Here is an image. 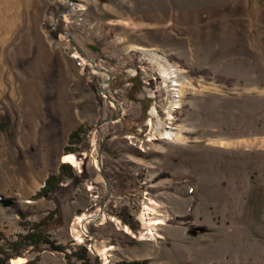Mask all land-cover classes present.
<instances>
[{"label":"rangeland","instance_id":"obj_1","mask_svg":"<svg viewBox=\"0 0 264 264\" xmlns=\"http://www.w3.org/2000/svg\"><path fill=\"white\" fill-rule=\"evenodd\" d=\"M151 52L188 77L177 109ZM62 163L86 174L45 231L65 250L4 264H264V0H0V245L56 208Z\"/></svg>","mask_w":264,"mask_h":264},{"label":"trees","instance_id":"obj_2","mask_svg":"<svg viewBox=\"0 0 264 264\" xmlns=\"http://www.w3.org/2000/svg\"><path fill=\"white\" fill-rule=\"evenodd\" d=\"M78 137L79 131L76 130L71 133L69 143L74 144L76 141L80 142L81 138ZM69 150L76 152V150L72 148H69ZM85 175L86 174L84 171L81 175H78L75 172V169L70 164L62 163L60 165L59 173H52L48 177L39 195L45 196L48 199H53L56 203V208L52 211H49L46 218H44L45 220L34 224L33 228H31L28 233L19 235L17 240L10 242L7 245H0V264L6 263L8 259L12 257V255H21L23 253V249L27 248L28 246H34L35 248L39 249L42 244L47 243L48 245H50L51 248L55 250H65L64 246L56 245L54 242L50 241L45 231L47 230V226H49V223L55 216L61 217L62 215L60 194L63 195L70 191L71 187L74 186L75 183L79 184V182L83 177H85ZM66 179H71V184L62 185V182ZM17 211L18 213H20V215L24 217L27 215L25 212H22L19 208H17ZM9 246H12V248L14 249L13 254L7 251L9 249ZM66 255L69 261H72L71 264H75V262L77 261H80V264H92V262L87 258L86 250L81 253H66ZM73 257L75 258V261H73ZM35 262L36 261H28L27 264H35Z\"/></svg>","mask_w":264,"mask_h":264},{"label":"bare ground","instance_id":"obj_3","mask_svg":"<svg viewBox=\"0 0 264 264\" xmlns=\"http://www.w3.org/2000/svg\"><path fill=\"white\" fill-rule=\"evenodd\" d=\"M84 6V5H82ZM150 54V52H149ZM155 57H158L160 59H164L166 63V67L163 69L164 72V76L166 80H169L171 82L172 85V90L174 92V101L173 104H176L175 106H173V104L170 107V110H172V107L176 108L178 106V104H180V95H181V91H182V87H183V81H181L180 79L184 80L183 77L185 78V80H187V75L181 71L174 63H172L171 61H169L166 58L161 57L160 55L156 54V53H152ZM171 113V111H170ZM152 114L156 115L157 111L155 108L152 109ZM157 131L162 134L163 138L169 139V140H183V136L181 133V130L178 127L175 126H167L164 122H159V125L156 127ZM220 145H225L227 143L225 142H220ZM95 150V145H93V151ZM64 161H68L71 162L75 165H78L80 162L78 160V158L76 157L75 154H68L64 156ZM147 209H150L151 211H149V214H153V210L149 207H147ZM91 215L89 214H83L81 216L78 217V222H81L82 220H84L85 218H89ZM142 219L145 221V225L147 227V232L144 234H142L141 238H150L153 239L157 233V227L158 225H162L165 224L164 219L162 218H153V217H148L146 216V213H144V215H142ZM129 229V228H128ZM78 239L80 241H82V237L81 235H78ZM107 249H99L98 252L101 256L106 257L108 256L107 253ZM26 262V258L24 257H18L15 259H12V264H23Z\"/></svg>","mask_w":264,"mask_h":264},{"label":"water","instance_id":"obj_4","mask_svg":"<svg viewBox=\"0 0 264 264\" xmlns=\"http://www.w3.org/2000/svg\"><path fill=\"white\" fill-rule=\"evenodd\" d=\"M10 203H11V201H9V200H4V204H5V205H10Z\"/></svg>","mask_w":264,"mask_h":264},{"label":"built area","instance_id":"obj_5","mask_svg":"<svg viewBox=\"0 0 264 264\" xmlns=\"http://www.w3.org/2000/svg\"><path fill=\"white\" fill-rule=\"evenodd\" d=\"M160 75V74H159ZM177 109V108H176ZM173 111H175V110H173Z\"/></svg>","mask_w":264,"mask_h":264}]
</instances>
